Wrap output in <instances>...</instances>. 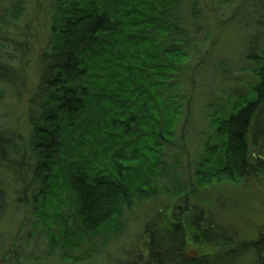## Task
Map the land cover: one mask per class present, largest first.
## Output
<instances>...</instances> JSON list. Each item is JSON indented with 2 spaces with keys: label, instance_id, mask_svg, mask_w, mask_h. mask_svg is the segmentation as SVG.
Masks as SVG:
<instances>
[{
  "label": "trees",
  "instance_id": "trees-1",
  "mask_svg": "<svg viewBox=\"0 0 264 264\" xmlns=\"http://www.w3.org/2000/svg\"><path fill=\"white\" fill-rule=\"evenodd\" d=\"M50 3L49 37L28 111L30 158L19 134L0 129V168L21 180L45 227L61 231V246L71 250L86 236L117 235L125 209L158 196L171 168L167 149L180 145L179 123L191 114L184 68L190 38H183V0ZM13 43L19 65L0 59V83L20 94L27 88V54L22 42ZM254 58L257 82L228 113L214 115L212 136L197 155L195 185L180 189L181 198L194 202L184 215H170L166 205L147 219L145 251L125 264H236L253 250L264 264V240L239 239L223 222L230 199L218 205L197 198L201 188L250 179L264 187V49ZM5 192L0 182V219ZM190 242L217 250L190 256Z\"/></svg>",
  "mask_w": 264,
  "mask_h": 264
},
{
  "label": "rangeland",
  "instance_id": "rangeland-1",
  "mask_svg": "<svg viewBox=\"0 0 264 264\" xmlns=\"http://www.w3.org/2000/svg\"><path fill=\"white\" fill-rule=\"evenodd\" d=\"M50 4V0H0V59L19 65L21 51L14 40L23 43L27 54L23 93L0 83V129L19 134L26 158L31 154L30 97L40 77L39 55L49 37ZM19 5L21 11H17ZM179 13L188 33L183 38H190L184 48V68L190 72L186 87L191 114L179 123L180 145L167 149L171 168L160 180L158 196L136 200L132 208L125 209L117 235L108 230L86 236L81 246L68 250L61 246V231L46 228L29 196L25 198L21 180L1 167L0 182L6 195L0 219V264H125L136 257L139 248L145 251L142 236L147 219L164 212L166 205H170V215H184L187 202H194L181 198L179 192L195 185L197 155L203 141L212 136L214 115L228 113L236 98L257 82L253 67L254 56H261L264 49V0H183ZM25 176L30 178L27 172ZM197 198L218 205L220 199H230L223 222L236 229L239 239L264 240V187L259 180L201 188ZM216 250L192 242L188 245L190 256ZM256 259L253 250L236 264H258Z\"/></svg>",
  "mask_w": 264,
  "mask_h": 264
}]
</instances>
